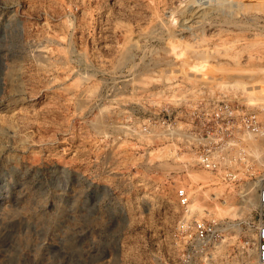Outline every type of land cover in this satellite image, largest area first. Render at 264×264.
Returning a JSON list of instances; mask_svg holds the SVG:
<instances>
[{"label":"rangeland","instance_id":"rangeland-1","mask_svg":"<svg viewBox=\"0 0 264 264\" xmlns=\"http://www.w3.org/2000/svg\"><path fill=\"white\" fill-rule=\"evenodd\" d=\"M202 100L258 110L233 180L198 163ZM260 176L264 0H0V264H140L178 187L254 239Z\"/></svg>","mask_w":264,"mask_h":264},{"label":"built area","instance_id":"built-area-1","mask_svg":"<svg viewBox=\"0 0 264 264\" xmlns=\"http://www.w3.org/2000/svg\"><path fill=\"white\" fill-rule=\"evenodd\" d=\"M258 110L226 101L202 100L185 110L198 163L211 171L222 166V178L233 180L231 168L251 136L262 134ZM181 217L161 242L155 243L140 264H264V177L260 176L259 212L252 227L255 238L230 243L231 226L190 213L184 187L175 190ZM167 238V239H166Z\"/></svg>","mask_w":264,"mask_h":264},{"label":"bare ground","instance_id":"bare-ground-1","mask_svg":"<svg viewBox=\"0 0 264 264\" xmlns=\"http://www.w3.org/2000/svg\"><path fill=\"white\" fill-rule=\"evenodd\" d=\"M239 106V105H238ZM257 182V181H256ZM219 192H213L214 196H218ZM213 198V197H212ZM258 201V198H257ZM259 202V201H258ZM198 205V204H197ZM192 207V204L190 205ZM228 203L224 200L223 205H219L218 203H215V206L213 207V209L211 211H209L210 213H214L216 216H219L221 218V215L226 214V210L228 207ZM190 207V210H191ZM252 239V238H251ZM250 238L248 240H251Z\"/></svg>","mask_w":264,"mask_h":264}]
</instances>
